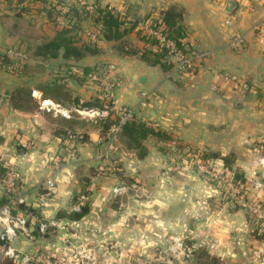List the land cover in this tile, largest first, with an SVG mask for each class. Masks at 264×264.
Masks as SVG:
<instances>
[{"label": "crops", "instance_id": "crops-1", "mask_svg": "<svg viewBox=\"0 0 264 264\" xmlns=\"http://www.w3.org/2000/svg\"><path fill=\"white\" fill-rule=\"evenodd\" d=\"M35 4L36 9L23 12L14 0H0V54L12 58V51H20L27 60L26 68H19L21 73L0 70V154L9 152L10 161L18 164L25 199L20 209L29 212L30 224L36 228L42 220L61 218L60 211L72 209L74 199L85 193L77 179L81 168L87 172L92 168L94 175L93 164L108 160L104 157L106 143L99 141L101 128L80 129L78 125L80 119L89 122L85 116L91 117L95 109L84 106L101 97L102 87L63 73L66 60L62 50L55 58L37 55L43 44L61 37L60 21L53 22L47 12L52 5L68 4L79 11L86 5L94 12L97 4L124 15L126 28L137 22L119 41H108L92 20L74 17L83 30V35L76 37L78 43H91L101 51L87 55L81 64L97 65L99 70L116 65L115 76L121 81L119 104L131 106L138 121L180 135L181 149H172L174 153L168 144L166 150L163 141L149 137V158L169 156L175 160L193 148L199 156L209 154L213 159L217 155V160L230 150L224 148V138H238L242 129L254 132L256 127H261L264 135V38L257 31L264 16V0H36ZM169 9L181 17L187 47L202 54L193 70L179 68L176 63L163 69L143 55L146 46L138 31L146 20L161 17ZM89 32L96 33L98 40L89 38ZM237 32L245 40L240 49L230 46ZM225 71L238 75L239 81H224ZM21 86L32 91L37 108L31 107V102L26 109L11 104L12 91ZM68 122L75 133L85 134V140L75 145L76 151L74 142L65 141L73 150L71 161L78 163L75 171L65 175L59 163L64 155L60 151L62 133ZM66 177L70 184L62 189L61 179ZM48 178L58 182L57 192L51 195L45 188ZM103 179L102 186L91 189L92 200L97 197V206L109 213L111 182ZM4 196L0 183V205Z\"/></svg>", "mask_w": 264, "mask_h": 264}, {"label": "rangeland", "instance_id": "rangeland-1", "mask_svg": "<svg viewBox=\"0 0 264 264\" xmlns=\"http://www.w3.org/2000/svg\"><path fill=\"white\" fill-rule=\"evenodd\" d=\"M222 76L224 81L233 77L239 81L238 75L228 71ZM118 89L113 103L121 109L127 105L119 104ZM108 112L95 109L91 117L85 116L89 122L78 121L79 128L98 129L100 117ZM108 117L116 119L117 110ZM246 129L238 138L223 139L224 148H230L224 157L230 161L201 158L193 148L175 160L148 155L139 159L136 150H126L118 132L107 137L100 143H106L104 157L108 160L93 164L94 175L90 167V172L81 168L78 173L85 191L77 197L85 196L81 210L65 208L60 211L61 218L42 220L36 228L30 224L29 212L19 206L12 213L28 216V226L7 242L15 249L14 258L6 256L0 246V264H195L194 257L200 253L207 264H264V135L261 127L254 132ZM168 131L170 139L163 141L166 150L168 144L170 151L179 152L180 135ZM145 144L148 152L150 143ZM63 153L59 164L66 175V171H75L78 163L65 162V149ZM9 155L6 151L0 154L3 191L14 169L22 177ZM104 177L105 182H111L110 214L100 210L97 197L92 200L91 189L102 186ZM67 178L61 179V188L70 184ZM52 179L58 189V182ZM4 197L0 207L9 200ZM48 221L55 224L40 233V225Z\"/></svg>", "mask_w": 264, "mask_h": 264}, {"label": "trees", "instance_id": "trees-1", "mask_svg": "<svg viewBox=\"0 0 264 264\" xmlns=\"http://www.w3.org/2000/svg\"><path fill=\"white\" fill-rule=\"evenodd\" d=\"M14 1L16 4L22 5L19 9L23 12H31L36 7V0ZM60 5L61 4L50 6L47 12L50 17L52 16L51 18L53 22L57 23L62 19H66L68 21V24H66L65 26L61 25V37L57 40H53L43 44L37 50V55L42 57L55 58L57 57L59 51L62 50L63 57L66 60V63L62 66L64 68L63 73H68L69 77H74L76 79L81 78L82 81H85V78L76 75L72 71V69L76 67L84 70L85 72L98 70L97 65L88 66L81 63L87 55H99L101 51L98 47L91 43H78L76 37H81L83 35V30L81 29L80 25H78L79 23H75L74 17H76L77 20L82 16L84 19L89 18L90 20H92V22L101 30L100 32L103 38L107 39L108 41H119L130 29L136 26L137 22H133L131 24V28H126V20L124 15L113 9L101 7L97 4L94 5V12H91L86 5H83L80 11L77 8L71 6L67 11H63L58 8ZM41 10L38 12H41ZM161 14V17L150 18L146 20V22L149 23V26L152 29L159 31L165 38V40L172 41L177 51L189 57L194 49L187 47L188 45L185 42L186 31L184 27L179 23L181 17L177 13H175L173 9H169ZM138 35L144 41L146 46L143 53L144 56H146L150 60L152 59L155 64H158L163 69L172 68L175 62L172 61L173 55L170 50V46H168L165 42H161V40L157 36L147 33L143 27L138 31ZM26 61L21 57H15V55H13L11 58L7 53H2L0 54V70L7 71L10 68L12 69V73H14L15 68H18L17 66H21V68L23 67V70L27 66ZM195 65L196 61L194 62V66L192 68H188L187 70L195 69ZM22 70H18V72L21 73ZM106 91L107 90L103 87L100 91L101 97H97L92 103H89L84 107H87L88 109L94 108L100 113L106 112L107 109L105 108V105H111V101H108L105 98ZM30 102L33 103V106L31 107L37 108L36 99L33 97L31 90H28L21 86V88H16L12 91L11 104H13V106L19 107L21 109H26V106ZM110 114L111 111H109L106 115L100 117L101 138H103V140L107 139V133L118 121L117 118L111 119L110 117H108ZM65 125L66 129L63 130L62 133L64 136V143L62 144L60 151L63 152L64 148L67 146V143H65L66 140L74 142L73 149H75L76 151L75 145L79 142L84 141L85 136H83V134L79 135L78 133H75L76 131H74L69 122ZM72 135L73 137L70 138ZM118 135L122 140H124L127 149L137 151L136 153L138 154L139 159H143L147 154L145 143L149 137L154 136L161 141L170 139L168 133L164 130L138 121L136 114H134L133 119H131L127 124L123 126L121 131L118 132ZM210 156L212 155L206 154L205 157L203 155L201 156V158L204 157V159H211ZM213 156L216 157L217 155ZM218 158L222 161H230L228 157L220 156ZM60 162L63 161L60 160ZM3 180L4 177L2 174H0V182H3ZM84 204L85 203H83L82 206H84ZM199 255L200 257H194L195 264H207L208 262L203 258L204 254L202 255L200 253Z\"/></svg>", "mask_w": 264, "mask_h": 264}, {"label": "built area", "instance_id": "built-area-1", "mask_svg": "<svg viewBox=\"0 0 264 264\" xmlns=\"http://www.w3.org/2000/svg\"><path fill=\"white\" fill-rule=\"evenodd\" d=\"M224 1V0H219ZM70 6L68 4H61L58 8L67 11ZM90 8H92V5H89ZM226 23L230 24L231 20L229 18L226 19ZM60 25H66L68 24V21L66 19H62L59 22ZM144 30L149 33L157 36L161 42H165L168 46H170V50L173 55L174 62L177 64L179 68L188 69L192 68L194 66V62L201 58L202 54L196 50H193L190 56H186L179 51H177L174 43L172 41L165 40V38L161 35V33L157 30L152 29L149 26V23L146 22L143 25ZM257 31L260 34L262 38H264V16L259 21L257 25ZM88 37L92 40H98V35L94 32H89ZM244 44V38L241 33H234L233 36L230 39V46L235 49H240L243 47ZM15 55L21 58H25V55L18 51L15 52ZM18 68H21V66H17ZM116 65L109 64L104 68H101V70L96 71H90L85 72L84 70L80 68L74 67L72 71L85 79H87L89 82H92L94 84H98L102 88L104 87L107 91L105 93V98L108 101H111V105H105V108L107 109L106 112L109 110H117V123L110 129V131L107 133V137L115 135L117 132H119L125 124H127L131 119L134 117V109L129 108L128 106H123L121 109H117L114 107V90L118 88L121 85V81L115 76L116 73ZM234 77L231 79V82L236 81ZM73 135L71 136V138ZM112 139V137H110ZM99 141H103V138H100ZM67 155H65V162L70 161L73 158V150L71 146H67L65 148ZM55 166H57L55 164ZM7 179V187L5 192V195L8 196V202L5 203L3 206L0 207V226L3 227V230L0 235V246L2 247L1 250H4L5 255L14 258L16 253L15 249L7 244V242H10L15 236L18 230L26 231V228L28 226V217L23 214L13 215L12 211L17 210L19 206L23 205L25 202L24 198H22V194L19 191V183L22 180L21 177L16 173V169L13 170L8 176ZM45 188L48 195L54 194L57 191V185L56 182L52 178H48L45 181ZM123 191V189H122ZM115 192H118V190H115ZM85 200V196H80L76 203L73 205L72 209L74 211L81 210L82 203ZM55 221H48L44 222L40 225V233L44 234V232L47 230V226L54 225Z\"/></svg>", "mask_w": 264, "mask_h": 264}, {"label": "water", "instance_id": "water-1", "mask_svg": "<svg viewBox=\"0 0 264 264\" xmlns=\"http://www.w3.org/2000/svg\"><path fill=\"white\" fill-rule=\"evenodd\" d=\"M229 5H230V7H231V6L233 5V3H232V2H230V3H229ZM230 7H229V8H230Z\"/></svg>", "mask_w": 264, "mask_h": 264}]
</instances>
